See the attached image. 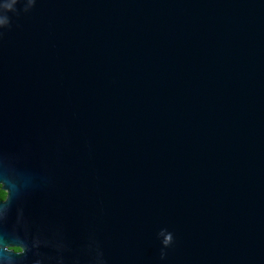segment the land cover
Instances as JSON below:
<instances>
[{
    "label": "water",
    "instance_id": "obj_1",
    "mask_svg": "<svg viewBox=\"0 0 264 264\" xmlns=\"http://www.w3.org/2000/svg\"><path fill=\"white\" fill-rule=\"evenodd\" d=\"M0 14V264H264V0Z\"/></svg>",
    "mask_w": 264,
    "mask_h": 264
},
{
    "label": "clouds",
    "instance_id": "obj_2",
    "mask_svg": "<svg viewBox=\"0 0 264 264\" xmlns=\"http://www.w3.org/2000/svg\"><path fill=\"white\" fill-rule=\"evenodd\" d=\"M16 3H17V0H9L8 3H4L2 5V8L5 11H12V10H14V6ZM8 25H9L8 17L5 14H0V28L7 27Z\"/></svg>",
    "mask_w": 264,
    "mask_h": 264
},
{
    "label": "trees",
    "instance_id": "obj_3",
    "mask_svg": "<svg viewBox=\"0 0 264 264\" xmlns=\"http://www.w3.org/2000/svg\"><path fill=\"white\" fill-rule=\"evenodd\" d=\"M6 198V192L2 189V186L0 185V201L4 200ZM16 250H19L16 248Z\"/></svg>",
    "mask_w": 264,
    "mask_h": 264
},
{
    "label": "snow or ice",
    "instance_id": "obj_4",
    "mask_svg": "<svg viewBox=\"0 0 264 264\" xmlns=\"http://www.w3.org/2000/svg\"><path fill=\"white\" fill-rule=\"evenodd\" d=\"M0 6H2V5H0Z\"/></svg>",
    "mask_w": 264,
    "mask_h": 264
}]
</instances>
